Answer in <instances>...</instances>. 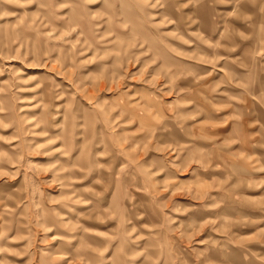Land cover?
<instances>
[{
    "label": "rangeland",
    "instance_id": "obj_1",
    "mask_svg": "<svg viewBox=\"0 0 264 264\" xmlns=\"http://www.w3.org/2000/svg\"><path fill=\"white\" fill-rule=\"evenodd\" d=\"M0 264H264V0H0Z\"/></svg>",
    "mask_w": 264,
    "mask_h": 264
}]
</instances>
